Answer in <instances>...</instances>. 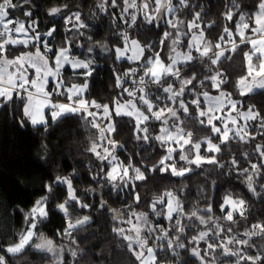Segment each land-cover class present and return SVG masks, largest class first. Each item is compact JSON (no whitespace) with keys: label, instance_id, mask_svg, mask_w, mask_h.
<instances>
[{"label":"trees","instance_id":"1","mask_svg":"<svg viewBox=\"0 0 264 264\" xmlns=\"http://www.w3.org/2000/svg\"><path fill=\"white\" fill-rule=\"evenodd\" d=\"M19 2V0H14ZM177 6V11L165 15L161 22L154 21L148 24L140 8L130 9L122 17L123 0H117V6H112L111 0H31V4H25L23 8L10 10V16L18 17L28 21L23 15L24 11L31 10L34 19L38 22L37 31L47 32L49 28L55 27L57 31L53 37H47L50 45L55 49L63 45L66 38L71 40V55L80 58L92 59V75L87 77L88 90L85 97L89 100H96L102 104H110L111 101L120 95L121 99L127 97L122 93V89L116 86L117 76L123 74L129 68H136V63L126 59L117 60L115 48L123 45V34L138 39L142 44L154 43L156 47L153 51L160 50L163 46L159 41L164 31L172 32L175 38L176 29L170 28L166 20L176 19L185 21L179 28V39L182 46L187 43L191 33L188 32L187 22L192 20L194 13H201L198 23L203 29L206 38L215 44L222 34L223 28L234 27L233 21L225 19L223 13L232 7L231 0H188V7L179 5V0H172ZM241 10L245 12L255 11L254 5L257 0H237ZM104 4L102 10L99 5ZM67 5V8H63ZM137 5H141V0H137ZM53 7H60L63 10L56 15H49V10ZM235 11V9H233ZM79 12L81 20L87 26L80 28L79 32L73 29L66 31L64 17ZM135 13L136 23L131 24V15ZM158 25V27H157ZM211 25V26H209ZM67 27H71L68 25ZM82 33V34H81ZM188 33V35H184ZM166 42L171 44V39ZM230 47V45H225ZM91 48V51H89ZM241 48L247 50L243 45ZM34 48H24L22 45L11 48V54L18 55L21 51H28ZM43 49V48H42ZM168 48H163L161 55L167 58ZM148 54V53H146ZM49 56L52 54L49 53ZM232 57L231 60L222 59V62L214 66L225 73L227 83L221 86L227 91L241 98L243 107L254 106L261 116H264V90H258L252 94L241 96L235 86L236 80L243 74V57L238 49L235 53H226ZM199 56V55H196ZM208 62H201L199 59L190 64L183 65L184 74L191 76L195 74L199 80H203L207 74ZM63 71L66 82L82 83L84 77L74 75L70 66H66ZM84 71L83 69L77 70ZM136 77L124 78L123 87L132 86L131 80ZM212 74H215L213 72ZM191 87V86H189ZM197 92L208 91L212 94L218 93L211 88L210 82L205 81L203 86L197 83ZM151 92L156 93V87L151 86ZM162 96L163 93H160ZM64 100V97H61ZM193 94L186 92L184 99L191 101ZM167 103V101H165ZM20 102L8 104L0 108V255H4L7 264H54L51 253L40 251L34 247H28L21 254H8L6 249L14 243L18 234L26 227L25 214L33 207L36 200L42 196L49 195L46 185L52 184L57 175L71 177L73 187L80 200L88 204L87 208H80L75 204L70 209L73 218L90 217L88 223L73 231V237L59 235L66 226L64 214L56 208V205L66 198V186L55 185L53 193L48 200V218L37 224V237L34 243L39 242V236L53 241L54 247L63 248L62 253L64 264H138L135 257L127 250V242L113 231L114 227L129 228L125 223L132 217V213H148V218L153 226L159 224L166 228L172 227V222L165 217L155 216L149 208L150 202L155 196L161 195L164 191H174L180 198L184 210L187 213L197 211L202 216H213L215 224L222 225L225 229L232 228V232L222 234L225 236H236L244 239L242 234L246 230H251V225L264 223V190L260 185L264 184V168L262 175L254 177L256 192L253 195L246 187L247 174L241 175L239 169L249 168V160L259 164L260 156L254 151L257 144H264V135L260 134L258 122L254 121L249 130L255 135L254 140L247 143L239 141L238 138L230 140L226 145H221L219 153H207L208 156L216 155L218 164L204 163L197 168L189 165L192 171L182 177L172 176L170 173H160L145 171L146 180L128 181V186L117 181V186H113L106 180L93 179L100 168L108 170L110 165L107 161L97 160L94 154L87 149L92 141L98 136L97 129L82 119L81 115L66 114L56 121L48 119L47 129L44 126H33L22 116L19 107ZM204 103L202 102V105ZM142 106V105H141ZM175 107V105H172ZM143 107V106H142ZM95 111V109H92ZM196 113L190 107V114H181V119L186 122V128L191 130L195 140H202L205 136L211 135L208 128L201 126L195 119ZM23 120V125H21ZM116 122V132L112 134V139L118 142L116 155L124 164L129 162L140 167L142 171L151 168L157 163L161 156L165 155V148L161 147L158 141L150 139H136L134 131V121L129 117H114ZM149 134H158L159 122L151 121L148 125ZM219 143L218 139H214ZM247 153V158L245 157ZM177 166L183 162L178 161ZM235 159L237 166H233L231 161ZM220 165H223L221 167ZM135 185L133 188L132 185ZM88 190V191H86ZM227 193H232L234 197L242 198L246 201V219L234 214L236 223L223 221V213L220 212V204ZM139 194L140 202H135V195ZM104 207H101V203ZM209 205L212 212H204ZM159 208V206H158ZM228 209H225L227 211ZM115 217V219H114ZM184 224L195 225L187 228L181 236L182 243L188 244L191 236L198 231H206L209 228L215 232L212 222L208 225H200L194 218L188 220L186 217H178ZM219 218V219H217ZM147 234V233H146ZM159 233H157L158 235ZM177 235L171 232L170 236ZM209 238L215 242V238ZM75 240V243L72 240ZM253 242L257 248H248L251 255H255L261 245H264V238L253 237ZM151 243V241H150ZM160 243V241H157ZM194 245H188L193 247ZM203 241L200 242V249L205 247ZM69 249H75L77 256L73 258ZM176 255L171 251L158 250V258L162 264H200V261L192 257L186 249H176ZM203 255V251H201ZM215 257V264H232L235 257L224 256L220 249L215 253L205 257L211 264Z\"/></svg>","mask_w":264,"mask_h":264},{"label":"snow or ice","instance_id":"2","mask_svg":"<svg viewBox=\"0 0 264 264\" xmlns=\"http://www.w3.org/2000/svg\"><path fill=\"white\" fill-rule=\"evenodd\" d=\"M151 2L152 0H143L142 4L138 6L137 0H123L122 17L128 13L129 9L139 7L145 21L148 24H153L165 10L173 14L177 11V6L173 5L172 0H155L156 7L150 11ZM231 2L232 7L223 15L228 21H233L236 17L234 27L225 26L215 44L206 40L204 31L198 23L201 16L199 12L194 13L193 19L187 22L188 32L192 35L186 44L188 49L186 52L177 51V46L181 43L179 28L185 23L178 18L166 20L167 25L176 29L177 32L175 38H172L174 35L172 32H163L159 41V44L163 46L160 50L153 51L156 47L154 43L142 44L137 39H130L127 33H124L123 46L115 48L116 59H126L136 63L138 67L129 68L123 77L118 75L116 78V86L122 89L121 94H127L128 99L122 100L118 95L110 104H102L85 97L88 90L87 77L92 75L93 61L81 60L71 55V40L68 38L65 39L61 47L54 49L46 38L53 37L57 29L52 27L47 32H38V22L31 19L33 16L31 10H26L23 13L28 18L27 22L10 16V10L23 8L25 4H31V0H19V2L0 0V108L8 104H15L18 100L23 118L34 127L44 126L45 130L48 124L45 110H48L52 121H56L66 114L81 115L82 119L98 132V136L87 150L94 154L97 160L102 163L107 161L110 165L108 170L101 167L100 172L93 179L99 177L114 187L117 186V181L127 187L128 181L146 180L145 171L156 172L158 170L160 173H170L172 176L182 177L192 171L189 165L199 168L204 163L218 164L216 155L200 154L202 145H207L204 149L206 152L219 153L221 145H226L230 140L238 138L244 143L254 140L255 135L248 131V121H257L258 129L262 130L260 134L264 135V116H261L254 106H249L247 111L240 112L237 107L239 102L232 100V94L224 92L221 88L223 84L227 83L225 73L214 67L219 65L222 59H232L226 53H235L239 49L243 57L244 71L235 82L238 93L241 96H246L258 90H264V0H257L254 5L255 11L250 12L241 10L237 0H231ZM111 4L114 7L117 6V0H111ZM179 5L188 7V0H179ZM99 7L103 10L104 4H100ZM63 8H67V5H64ZM62 10L60 7H53L48 14L56 15ZM135 23L136 15L133 13L131 24ZM64 24L68 32L73 29L79 32L80 28L87 27L81 20L79 12L65 16ZM68 25L71 27H67ZM184 35H188V33H184ZM169 38H172L170 45L166 43ZM21 45L24 48L32 47L35 50L21 51L18 55L13 56L10 46L17 48ZM225 45H230V47H225ZM241 45L247 50L241 48ZM163 48L169 49L166 59L161 55ZM193 49L199 56L192 54ZM49 53L52 55L49 56ZM197 59L202 63L208 62L207 74L203 80L199 81L195 74L187 76L183 70V65L190 64ZM65 66H70L74 75L84 77L83 82L79 84L66 82L62 71ZM80 69L84 71L78 72L77 70ZM213 72L215 74H212ZM138 73H140L138 78L131 80L134 87H123L124 78L136 77ZM205 81H209L211 88L219 94L212 96L208 91L197 92V83L203 86ZM151 86L156 87V93L151 92ZM186 92L194 95L191 101L184 99ZM160 93L164 95L162 96ZM54 96L64 97L66 102L54 101ZM201 97L204 101L203 105ZM190 107L196 113L194 119L201 126L208 128L211 133L202 140H195L192 131L186 128V122L181 119V114L185 116L190 114ZM234 112L235 116L232 115ZM113 116L131 118L135 122L134 131L143 134L137 135L136 139H142L145 142L154 139L160 143L161 147L167 145L165 155L161 156L155 165L144 171L140 167L133 166L130 162L124 164L115 155L118 142L111 138L112 134L116 132V122L113 120ZM153 120L159 122L158 134L154 137L149 134L148 127ZM240 120H244L245 123L241 125ZM23 122L21 120V125ZM213 139H218L219 143H213ZM105 143L110 147L105 146ZM98 149L101 150L98 151ZM254 151L259 154L261 162L257 164L249 160L250 169H239V172L241 175L247 174L245 183L249 192L259 195L254 186V177L262 175L264 144H257ZM173 153H177L178 161L183 162L181 166H177V158ZM244 155L247 158L248 154ZM231 163L234 167L237 166L235 159ZM220 166L223 167V165ZM57 184L65 185L67 192L63 202L56 205V208L66 218V226L59 235L72 238L73 231L88 223L90 217L73 218L70 209L74 204L80 208H87L89 205L83 203L77 196V190L73 187L71 177L57 175L52 184L45 186L49 195L53 193ZM132 187L134 188L135 185L133 184ZM260 187L264 190V184ZM49 195L36 200L33 207L25 214L26 227L18 234L17 240L4 249L8 254L15 256L23 253L28 247H34L37 250L51 253L54 264H64L62 255L64 249L54 247L51 239L40 235L41 242L34 243V239L38 235L37 224L48 218ZM135 202L137 204L140 202L139 194L135 195ZM101 207H104L103 202ZM149 208L155 216H163L172 222V227L166 228L159 224L153 226L148 218V213L133 212L132 216L135 217V222L131 218L125 221L130 225L129 228H113V231L127 242V250L135 257L138 264H162L158 258V250H168L176 255L177 248L189 251L192 257L200 261V264H210L205 257L215 253L217 249H220L224 256L235 257V264H245V262L246 264H264V245L259 247L255 255L244 250L245 248H257L253 237L264 238V223L262 222L252 224L251 230H246L242 234L247 239H238L236 236L221 238L225 231L231 233L232 228L225 229L215 224L211 215L205 217L199 215L197 211L185 212L179 196L174 191H164L161 195L155 196L150 202ZM219 208L223 213L222 218L228 222L236 223L234 214L237 213L246 219V201L234 197L232 193H227L223 197ZM225 209L228 210L225 211ZM202 211L211 213V205ZM181 216L188 220L194 218L200 225H208L212 222L216 231L213 233L212 228L198 231L196 235L191 236L188 244L182 243L180 242L181 236L186 229L196 226L184 224L178 218ZM171 232H175L177 235L172 237L170 236ZM157 233L159 234L157 235ZM210 234H214L215 242L209 241ZM201 241L206 245L202 250L199 247ZM72 242L75 243L74 238ZM188 245L194 246L189 248ZM229 245L241 247L233 249ZM69 251L73 258L77 256L75 249H69ZM201 251H203V255ZM0 264H7L4 255H0ZM212 264H215V257H213Z\"/></svg>","mask_w":264,"mask_h":264},{"label":"rangeland","instance_id":"3","mask_svg":"<svg viewBox=\"0 0 264 264\" xmlns=\"http://www.w3.org/2000/svg\"><path fill=\"white\" fill-rule=\"evenodd\" d=\"M142 2H143V0H141V4H142ZM155 7H156V4H155V0H152V2H151V7H150V11L152 10V9H155ZM129 11H130V9H129ZM169 13L170 12H167L166 10L164 11V12H162L161 14H160V16L161 15H169ZM157 19H159V17L157 18ZM25 21V20H24ZM27 22V21H26ZM193 31H198V30H193ZM191 35H192V33H191ZM204 35H205V33H204ZM130 39H136V38H132V37H129ZM205 38H206V36H205ZM47 39V38H46ZM191 39V36L188 38V40H187V42L189 41ZM138 40V39H137ZM206 40H208L207 38H206ZM209 41V40H208ZM187 44V43H186ZM186 44L184 45V46H182V42L177 46V51H180V52H186V51H188V49L186 48ZM123 46V45H122ZM122 46H119V47H122ZM89 49H91V48H89ZM130 54V53H129ZM192 54L194 55V56H196V55H199L196 51H195V49H193L192 50ZM78 59H81V60H92V59H87V58H80V57H77ZM126 88H132V86H126ZM224 91V90H223ZM224 92H226V93H230V92H227V91H224ZM212 96H216V95H218L219 93H216V94H212V93H210ZM232 94V93H231ZM125 99H128V97H125L124 99H122V100H125ZM231 99L232 100H234V101H238L239 103H238V105H237V107H238V109H239V111L240 112H245V111H247V108L249 107H243L242 106V103H241V98H239V97H236L235 95H233L232 94V96H231ZM201 102H203L204 103V101H203V98L201 97ZM142 107V106H141ZM232 115H236V113L234 112V113H232ZM114 117L115 116H113V120H114ZM239 119V118H238ZM253 122L254 121H248V124H249V128H250V126L253 124ZM104 123H107V121H104ZM217 124L219 123V122H216ZM243 123H245V121L244 120H240V124L242 125ZM248 131L250 132V130L248 129ZM213 143H217L218 144V142L217 141H215L214 139H213ZM105 146H108V147H110L109 145H107L106 143H105ZM174 147H175V145H173ZM166 147H167V145H166ZM206 147H207V145L205 144V145H202V149H201V155H205V156H208L207 155V153H209V152H206L204 149H206ZM101 149H98V151H100ZM116 150H117V147H116V149H115V155H116ZM177 153H173V155H176ZM178 155V154H177ZM117 156V155H116ZM131 219L133 220V222H135V217H131ZM223 221H226V220H223ZM220 226H222V225H220ZM223 227V226H222ZM216 231V230H215ZM225 233V232H224ZM145 235H147L146 234V232H145ZM215 238V236H214V234L212 235V238ZM39 238V237H38ZM222 238V237H221ZM238 238V237H237ZM239 239V238H238ZM244 239H247V237H245ZM209 241H210V239H209ZM41 241H40V239H39V242L38 243H40ZM211 242V241H210ZM134 247H135V245H134ZM229 247H232L233 249H235L236 247H241V246H238V245H229ZM246 252H248V248H245L244 249ZM249 253V252H248ZM211 264V263H210ZM232 264H235V261L232 263ZM245 264H246V262H245Z\"/></svg>","mask_w":264,"mask_h":264},{"label":"crops","instance_id":"4","mask_svg":"<svg viewBox=\"0 0 264 264\" xmlns=\"http://www.w3.org/2000/svg\"><path fill=\"white\" fill-rule=\"evenodd\" d=\"M164 16H165V15H161V16L159 17V19L156 20V22H161V21L163 20ZM34 50H35V49L28 50V51H34ZM41 51H43L42 48H41ZM65 67H66V66H65ZM50 87H51V85H50ZM53 99H54V101L66 102V101L63 100L61 97H57V96H54ZM45 116L47 117V120H48L49 118H51V117H50V114H49V112H48V110H45Z\"/></svg>","mask_w":264,"mask_h":264}]
</instances>
